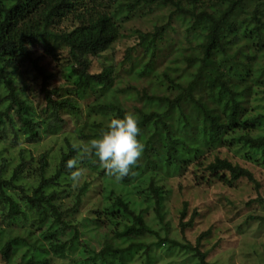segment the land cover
Masks as SVG:
<instances>
[{
  "label": "trees",
  "instance_id": "trees-1",
  "mask_svg": "<svg viewBox=\"0 0 264 264\" xmlns=\"http://www.w3.org/2000/svg\"><path fill=\"white\" fill-rule=\"evenodd\" d=\"M164 9L170 10L167 23L151 22L147 31L131 30L138 18L152 20ZM125 41H132V46L118 58L115 47ZM34 48L66 53V61H55L73 92L64 95L50 89ZM102 58L101 70L94 72V61ZM26 64L42 77L43 115L10 77L12 69ZM134 74L140 83L151 81L152 88L140 91L130 84L136 95L131 108V101H120L118 93L126 91L122 78L129 83ZM0 93L8 119L9 111L15 110L19 128L11 125V129L16 140L21 134L39 143L48 133L59 134L67 124L66 115L79 114L82 103H87L91 119L133 113L144 145L137 165L120 182L106 174L95 156L74 151L69 136L51 175L47 154L35 161L21 150L10 175L3 160L2 260L52 264L53 257L63 259L78 251L84 243L83 224L68 215L79 213L89 193L98 190L99 208L83 227L104 226L110 231L99 252L85 245L83 255L88 257L81 264H135L142 257L141 264H154L155 250L162 245L166 252L192 251L193 264H212L200 249L201 239L196 246H184L169 237L173 223L167 219L168 191L163 184L168 177L185 176L205 186L234 188L243 180L258 186L249 169L220 152L234 148L247 161L264 165V137L253 136L264 126V0H0ZM85 128L77 134L85 146L105 129L103 123ZM69 160H78L77 167L84 170L75 184L67 179ZM146 203L154 206L155 219L148 217ZM180 214L184 233L194 218L183 223L187 204ZM14 229L16 234H9Z\"/></svg>",
  "mask_w": 264,
  "mask_h": 264
},
{
  "label": "rangeland",
  "instance_id": "rangeland-1",
  "mask_svg": "<svg viewBox=\"0 0 264 264\" xmlns=\"http://www.w3.org/2000/svg\"><path fill=\"white\" fill-rule=\"evenodd\" d=\"M169 15L170 10L164 9L161 13L156 14L152 20L150 17L149 20H146L147 18H138L136 22L130 24V28L133 31L135 29L147 31L151 27V22L157 23V21H160L162 24L167 23L169 21ZM161 16L164 20L160 19ZM170 35L171 38H175L173 32L171 34L169 33ZM131 42L125 41L116 45V57L120 58L122 53L132 46ZM33 52L35 58L39 60V65L46 71L50 89L56 88L64 95L70 93L73 85L69 81H66L64 73H60L59 71V63L55 61V59L61 63L66 61V53L61 52L59 54L58 51L47 53L45 48L38 50L34 48ZM116 57L111 55L109 58L117 59ZM104 58L94 61V72L101 70V64ZM140 70L141 68L137 69L135 73L137 74ZM136 74L129 76L132 78L129 83L126 77L122 78V85L124 86L122 89L126 91L125 93H118V99L120 101H131L129 104L131 108L135 105L136 95L129 90L130 84H136V87L140 91L147 87L152 88L151 81L144 83L138 82L140 78L135 76ZM10 77L14 79L16 86L22 92L23 97L29 102L30 106L38 111L39 114L43 115L42 109H44L46 102L45 96L41 93V75L32 65L26 64L15 70L12 69L10 71ZM1 92L4 94L3 90ZM130 97V100H126ZM7 107V103L3 102L0 93V120L4 121V124L0 125V135L3 133L7 135L5 138L0 137V164L3 160H6L8 164V175H10L11 170L19 163L21 150H25L27 156H33L35 161L42 154H47L52 163V170H49L48 174H53L58 164L59 154L62 148L65 147V138L67 136L71 138V141L78 139L77 134L79 132H85V127L89 123H94L95 127L98 123H103L106 128L107 123L110 121L101 118L100 115L91 119L88 113L87 103H82L79 114L74 116L66 115L67 124L59 134L52 135L48 133L41 142L31 143L21 134L18 135V140H16L11 125L15 129L19 128L16 120L17 116L15 110H11L8 113L10 117L8 119L5 115ZM255 108L258 112L262 111L259 103L256 104ZM128 111L131 112L130 109ZM253 136L264 137V126L255 132ZM235 150L234 148H227L222 149L220 153L234 163H238L249 169L254 174L258 186L245 180L238 183L234 188H228L221 184L205 186L199 183H193L191 177H168L163 185L166 186L168 191L166 205L170 212L167 219L172 220L173 223V228L169 229V237L177 240L184 246H187L189 243L196 246L198 240L201 239L202 244L200 245V249L208 253L207 260L212 264H264V165L262 162L256 164L247 161L243 154ZM99 195L98 190H92L89 193L88 202L85 199L84 207L79 213H71L68 215L70 220H73L75 223H81L84 226L86 224L85 221L89 218L88 216H90L94 209L99 208L96 207L100 203ZM185 204H187V215L183 223L191 221V218H194V221L193 225L188 228L186 227L187 229L183 233L179 223L181 220L180 212L183 210ZM147 206L150 210L148 217L155 219L154 206L150 203ZM95 217L96 214H94L93 218ZM83 226H80V228L83 232L81 239L84 243H80L78 251L67 254L63 259L53 257L52 264H81L80 262L86 260L88 257V255H83L85 245L96 249L98 252L100 251L102 238L110 230L104 226L101 229L98 228V230L92 227L88 228V226L84 228L85 226ZM2 228L7 230L6 226ZM16 230L14 229L13 232L9 231V234L15 235ZM151 240L152 238L149 239V241ZM2 244L3 240L0 237V249ZM155 252L157 259L154 260V264H193V252L190 250L177 249L166 252L165 247L162 245L161 249H157ZM21 255L19 254L15 257L16 262L20 260ZM143 261L144 258L142 257L135 264H141ZM0 264H7L2 260L1 255Z\"/></svg>",
  "mask_w": 264,
  "mask_h": 264
},
{
  "label": "clouds",
  "instance_id": "clouds-1",
  "mask_svg": "<svg viewBox=\"0 0 264 264\" xmlns=\"http://www.w3.org/2000/svg\"><path fill=\"white\" fill-rule=\"evenodd\" d=\"M139 124L133 113H127L122 118H112L106 128L86 146L78 139H73L71 148L95 156L106 174L120 182L131 174L144 151V145L138 139L141 132ZM77 164L78 160H69L65 165L69 169L67 179L74 184L79 182L84 173Z\"/></svg>",
  "mask_w": 264,
  "mask_h": 264
}]
</instances>
